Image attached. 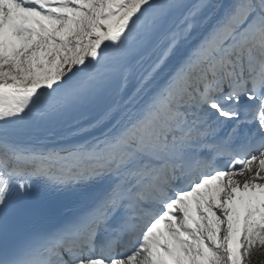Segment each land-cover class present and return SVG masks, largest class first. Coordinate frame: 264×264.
<instances>
[{
  "label": "snow or ice",
  "instance_id": "snow-or-ice-1",
  "mask_svg": "<svg viewBox=\"0 0 264 264\" xmlns=\"http://www.w3.org/2000/svg\"><path fill=\"white\" fill-rule=\"evenodd\" d=\"M0 264H264V0H0Z\"/></svg>",
  "mask_w": 264,
  "mask_h": 264
}]
</instances>
